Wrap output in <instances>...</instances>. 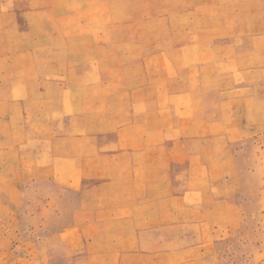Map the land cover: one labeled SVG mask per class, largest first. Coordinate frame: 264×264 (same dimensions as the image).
Returning a JSON list of instances; mask_svg holds the SVG:
<instances>
[{"label":"rangeland","instance_id":"obj_1","mask_svg":"<svg viewBox=\"0 0 264 264\" xmlns=\"http://www.w3.org/2000/svg\"><path fill=\"white\" fill-rule=\"evenodd\" d=\"M0 264H264V0H0Z\"/></svg>","mask_w":264,"mask_h":264}]
</instances>
